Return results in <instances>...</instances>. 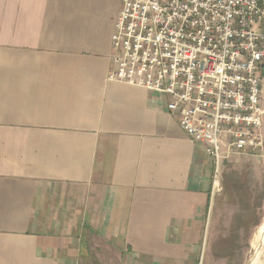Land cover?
<instances>
[{
	"label": "crops",
	"instance_id": "0c3cea01",
	"mask_svg": "<svg viewBox=\"0 0 264 264\" xmlns=\"http://www.w3.org/2000/svg\"><path fill=\"white\" fill-rule=\"evenodd\" d=\"M121 8L0 0V264H201L215 163L108 80Z\"/></svg>",
	"mask_w": 264,
	"mask_h": 264
},
{
	"label": "built area",
	"instance_id": "2783aa9c",
	"mask_svg": "<svg viewBox=\"0 0 264 264\" xmlns=\"http://www.w3.org/2000/svg\"><path fill=\"white\" fill-rule=\"evenodd\" d=\"M108 80L166 97L216 165L263 144L264 0H122Z\"/></svg>",
	"mask_w": 264,
	"mask_h": 264
},
{
	"label": "rangeland",
	"instance_id": "374dc122",
	"mask_svg": "<svg viewBox=\"0 0 264 264\" xmlns=\"http://www.w3.org/2000/svg\"><path fill=\"white\" fill-rule=\"evenodd\" d=\"M262 106L264 111V80ZM261 132L263 135L262 146L256 149H249L246 153L236 154L229 160L224 161L220 167L219 172L222 175L221 185L220 188H214L213 202L204 233V247L200 259L201 264H248L252 256L255 234L264 223V121ZM214 167L215 173L216 165ZM226 173H239L249 179L253 192V204L262 202V205L255 210V214H253L255 211H251V215L246 216L245 223H250V229L248 232H240L238 250L234 256L229 258L216 256V245L220 237L231 234L235 216L242 212L240 211L239 205L225 193L223 183ZM256 218L260 219L258 226H254ZM259 258L258 264H264V249ZM90 263L100 264L94 257Z\"/></svg>",
	"mask_w": 264,
	"mask_h": 264
},
{
	"label": "trees",
	"instance_id": "16d2710c",
	"mask_svg": "<svg viewBox=\"0 0 264 264\" xmlns=\"http://www.w3.org/2000/svg\"><path fill=\"white\" fill-rule=\"evenodd\" d=\"M223 185L226 195L239 205L242 212L235 216L231 234L220 237L216 245V256L229 258L234 256L238 250L240 232H248L250 229V223H245L246 216L251 215V211L253 212L258 209L262 205V202L253 204V192L250 181L242 174L226 173ZM255 213L256 211L253 212V214ZM259 224L260 219L256 218L254 226H258Z\"/></svg>",
	"mask_w": 264,
	"mask_h": 264
},
{
	"label": "bare ground",
	"instance_id": "6f19581e",
	"mask_svg": "<svg viewBox=\"0 0 264 264\" xmlns=\"http://www.w3.org/2000/svg\"><path fill=\"white\" fill-rule=\"evenodd\" d=\"M264 249V223L259 227L255 234L253 253L248 264H258L260 255ZM260 263V261H259Z\"/></svg>",
	"mask_w": 264,
	"mask_h": 264
}]
</instances>
